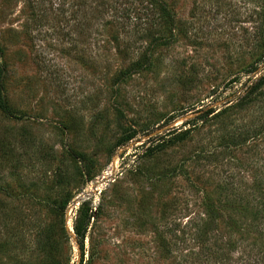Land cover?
Masks as SVG:
<instances>
[{
	"label": "rangeland",
	"instance_id": "obj_1",
	"mask_svg": "<svg viewBox=\"0 0 264 264\" xmlns=\"http://www.w3.org/2000/svg\"><path fill=\"white\" fill-rule=\"evenodd\" d=\"M262 77L264 0H0V264H264Z\"/></svg>",
	"mask_w": 264,
	"mask_h": 264
},
{
	"label": "trees",
	"instance_id": "obj_2",
	"mask_svg": "<svg viewBox=\"0 0 264 264\" xmlns=\"http://www.w3.org/2000/svg\"><path fill=\"white\" fill-rule=\"evenodd\" d=\"M162 8H163V12L164 13L169 14L166 8H164V7H162ZM263 82H264V77H262L260 79L259 83L263 84ZM1 107L3 108V110L5 112L8 113V108L3 103H1ZM76 233H77V238L79 240V243L83 246L84 245V240H85V237H86V234H87V228L84 227V228L81 229L80 227H76Z\"/></svg>",
	"mask_w": 264,
	"mask_h": 264
}]
</instances>
